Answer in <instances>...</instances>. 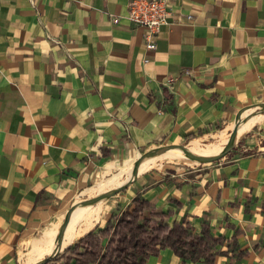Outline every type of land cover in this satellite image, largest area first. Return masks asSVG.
<instances>
[{"label": "crops", "instance_id": "obj_1", "mask_svg": "<svg viewBox=\"0 0 264 264\" xmlns=\"http://www.w3.org/2000/svg\"><path fill=\"white\" fill-rule=\"evenodd\" d=\"M130 1L0 0V264L40 263L137 195L195 233L239 230L247 255L214 264H264L263 140L157 168L264 107V0H172L154 50ZM148 264L193 263L166 249Z\"/></svg>", "mask_w": 264, "mask_h": 264}, {"label": "trees", "instance_id": "obj_2", "mask_svg": "<svg viewBox=\"0 0 264 264\" xmlns=\"http://www.w3.org/2000/svg\"><path fill=\"white\" fill-rule=\"evenodd\" d=\"M193 138L194 135L187 136L188 140ZM174 216L173 208L158 211L155 203L137 195L127 210L114 213L104 227L95 226L73 244L49 256L44 264H148L151 257L166 249L184 263L193 264H214L220 255H247V251L240 249L239 230L232 238L215 236L205 222L201 231L195 233L187 219L170 222ZM224 247L226 250H222Z\"/></svg>", "mask_w": 264, "mask_h": 264}, {"label": "rangeland", "instance_id": "obj_3", "mask_svg": "<svg viewBox=\"0 0 264 264\" xmlns=\"http://www.w3.org/2000/svg\"><path fill=\"white\" fill-rule=\"evenodd\" d=\"M247 111L250 113L247 116H250V117H257L256 115H259V114L264 115V107L263 106L254 107V108H251ZM233 129L234 128H231V129H228L225 131L219 130V132H217V134H215L213 136L205 137V138H199V139H197L198 141H195V142L189 143V141L192 139L187 140L186 143L183 144V145H185V148H192L196 144L198 147H201L204 150L198 149L196 152H193L192 154L187 155V156L179 154L180 151H173V150L169 153H164V154L160 155V156H162V157H160V160H164V161L161 162L157 168H162L163 166L166 168H168L170 166H175V167H179V168H183V169H187V168L192 169L193 167H202L203 165H207V164L212 163V162H200L197 159V157L202 156V157L206 158L207 157L206 155L211 154V153L207 152L205 147H209L210 145H214V144H218V145L224 144L230 138V136L233 134L232 133ZM236 131H237V129H236ZM252 135L257 136L258 139H261L264 142V118H263V120L261 119V120L255 121L249 128L245 129L242 133H240L239 138H238L233 150L237 149V147L239 146V143L243 139H246V138H248V136H252ZM227 146H229V145H226L225 147L227 148ZM226 148L224 150H222V152H224L226 150ZM181 149H183V148H181ZM222 152H219V153H222ZM219 153H216V154H219ZM229 153H231V151H229ZM212 155H215V154H212ZM156 157H159V156H154L151 161L155 160ZM194 157H196V158H194ZM202 157H200V158H202ZM223 158H225V156L222 157L221 159L213 161V162H219ZM130 205H131V203H130ZM130 205H128V207H126L125 210H127L130 207ZM120 206L121 205H118V207H117L118 210L117 211L115 210L116 211L115 213L122 212ZM113 214L114 213H112V215ZM110 217H109V219H110ZM107 221H106V223H107ZM106 223L103 225V227L106 225Z\"/></svg>", "mask_w": 264, "mask_h": 264}, {"label": "built area", "instance_id": "obj_4", "mask_svg": "<svg viewBox=\"0 0 264 264\" xmlns=\"http://www.w3.org/2000/svg\"><path fill=\"white\" fill-rule=\"evenodd\" d=\"M171 16L172 0H131L127 13V19L131 23L146 29L148 50L156 48L157 37L162 28L169 24Z\"/></svg>", "mask_w": 264, "mask_h": 264}, {"label": "bare ground", "instance_id": "obj_5", "mask_svg": "<svg viewBox=\"0 0 264 264\" xmlns=\"http://www.w3.org/2000/svg\"><path fill=\"white\" fill-rule=\"evenodd\" d=\"M255 121H257V118L256 117H250V116L244 117L243 120L241 119L239 122L240 124L238 123V125H237L238 127H236L237 131L235 132V134H232L230 136V138L224 144H219V145L214 144V145H210L209 147H205L206 151L211 153V154L206 155L207 156L206 159L212 158V157H215V156H218L219 154H221L219 152H222V150H224L226 148L225 147L226 145H229L231 147L233 145H235L238 138H239L240 133H242L245 129L249 128ZM198 149L204 150L195 144L192 148H183V149H176V150L173 149V151H180L179 154L187 156V155L192 154L193 152H196ZM171 151H167L165 153H169ZM216 153H219V154H216ZM212 154H215V155H212ZM154 156H152V158ZM200 157H202V156H200ZM202 158H204V157H202ZM151 159L148 162H146V164L144 165V167H142V169L146 168L147 163H149L151 161Z\"/></svg>", "mask_w": 264, "mask_h": 264}, {"label": "water", "instance_id": "obj_6", "mask_svg": "<svg viewBox=\"0 0 264 264\" xmlns=\"http://www.w3.org/2000/svg\"><path fill=\"white\" fill-rule=\"evenodd\" d=\"M243 112H244V111H243ZM243 112H242V113H243ZM242 113H241V114H242ZM239 116H240V115H239ZM235 128H236V127H235ZM235 128H234L233 131H232L233 134H235V132H236ZM234 146H235V145H233L232 147H231V146H227L226 150H225L224 152H222L221 154H219L218 156H215V157H212V158H208V159L197 157V159H198L200 162H213V161L219 160V159H221L222 157L226 156V155L229 153V151H232L233 148H234ZM176 147L185 148V146H173V147H171L170 149H173V148H176ZM170 149H165V152L168 151V150H170ZM161 151H162V150H161ZM158 153H160V151L153 152V154H158ZM149 155H152V154H149ZM146 157H147V155L143 156L142 159H141V161H143ZM194 158H196V157H194ZM141 161H140V162H141ZM71 212H72V211H71ZM71 212H70V214H69V217H70V215H71ZM69 219H70V218H69ZM67 223H68V222H67ZM67 223H66V224H67ZM64 229H65V228H63L62 231H64ZM59 252H60V251H59ZM57 253H58V252H56L54 255H56ZM54 255H50V256H54ZM48 257H49V256H48ZM48 257H46L44 260H42V261H41L40 263H38V264H44V263L46 262V260H47Z\"/></svg>", "mask_w": 264, "mask_h": 264}]
</instances>
